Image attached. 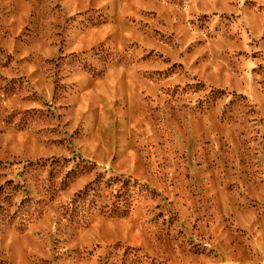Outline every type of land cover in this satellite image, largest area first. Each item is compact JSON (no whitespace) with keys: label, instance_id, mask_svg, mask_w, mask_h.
<instances>
[{"label":"rangeland","instance_id":"obj_1","mask_svg":"<svg viewBox=\"0 0 264 264\" xmlns=\"http://www.w3.org/2000/svg\"><path fill=\"white\" fill-rule=\"evenodd\" d=\"M0 264H264V0H0Z\"/></svg>","mask_w":264,"mask_h":264},{"label":"trees","instance_id":"obj_2","mask_svg":"<svg viewBox=\"0 0 264 264\" xmlns=\"http://www.w3.org/2000/svg\"><path fill=\"white\" fill-rule=\"evenodd\" d=\"M117 180H118V182H121V186L118 187V189H117V194H118L119 197L123 196L128 188H131V187L135 186V183H131L130 184L129 180H127V179H117ZM113 182H111V183L108 182L106 187H109L110 185H112Z\"/></svg>","mask_w":264,"mask_h":264}]
</instances>
